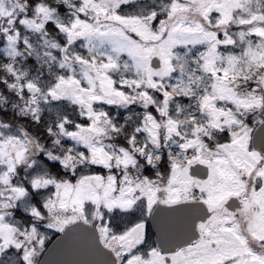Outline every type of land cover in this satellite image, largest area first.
<instances>
[{
	"label": "snow or ice",
	"instance_id": "obj_1",
	"mask_svg": "<svg viewBox=\"0 0 264 264\" xmlns=\"http://www.w3.org/2000/svg\"><path fill=\"white\" fill-rule=\"evenodd\" d=\"M134 3L0 0L12 58L0 85L35 125L40 104L53 106L48 146L0 124V256L264 264V6L164 0L129 11ZM22 32L61 37L45 40L58 70L43 86L13 63L21 50L40 60ZM121 67L129 74L117 78ZM130 105L139 111L125 131L131 117L117 124L110 110Z\"/></svg>",
	"mask_w": 264,
	"mask_h": 264
},
{
	"label": "trees",
	"instance_id": "obj_2",
	"mask_svg": "<svg viewBox=\"0 0 264 264\" xmlns=\"http://www.w3.org/2000/svg\"><path fill=\"white\" fill-rule=\"evenodd\" d=\"M47 3L52 4V0H46ZM164 2V0H136L135 3L132 5L131 8H129V11H139L140 9L144 8L145 6H159ZM54 7H60L61 12H67V9H64L63 6L53 5ZM67 19V16L64 17ZM37 36L38 39H44L51 36H57V33L50 32L48 36H43L40 33H34V32H28L24 33L22 32V36ZM28 38V36H27ZM36 46L37 51L35 53L40 54V60H34V59H24V54L21 53V55L16 56L13 60V63L16 67V70L18 72H26L29 78L36 79L42 86L47 83V81L50 79L51 72L47 69L46 62L51 64L52 66L56 67V61L55 60H49V58L42 54V52H49L51 51L50 48H44L42 46ZM4 46L2 43H0V63L7 62L8 60H12L11 57L6 58L4 53ZM54 55L59 56L58 53H53ZM7 73L4 72L2 69H0V80L7 79ZM0 90L3 94V100H0V120L2 123H12L14 125H22L25 129H27L30 133H32L33 136H35L38 141L44 143L46 146L49 144L48 138L45 136L43 131L41 130L44 123H46L50 118H52L53 114L49 112V108L53 107L52 105H45L43 103L40 104V108L42 109L41 112V124L35 125L30 117L29 114L24 113L20 114L21 109L24 106V102L20 100V98L12 91H9L6 87L3 85H0ZM5 99V100H4ZM67 111L71 112L72 110L69 108ZM139 109H130L128 111H119L115 108H112L110 110L111 115L114 118V121L117 124L124 123V116L128 115L131 118L126 122L127 127L125 131L130 130V128L134 125V123L137 120L136 112H138ZM6 120H9L6 122ZM4 121V122H3ZM15 129V128H13ZM122 140L123 137H118L114 142L117 140ZM22 175V174H21ZM18 209V208H17ZM19 213H15V217L18 219H22L23 214L19 211Z\"/></svg>",
	"mask_w": 264,
	"mask_h": 264
},
{
	"label": "rangeland",
	"instance_id": "obj_3",
	"mask_svg": "<svg viewBox=\"0 0 264 264\" xmlns=\"http://www.w3.org/2000/svg\"><path fill=\"white\" fill-rule=\"evenodd\" d=\"M136 1V0H135ZM257 3L260 5V6H264V0H252V4H251V7L252 8H255L257 6ZM28 36V40L29 42L32 44V47L35 49V51H37L38 48H36V46L34 45H37V46H42L44 48H47L48 45L45 44V40L44 39H38L37 36H31L30 34L27 35ZM47 41L49 42H53V41H61V37L57 34V36H51L49 38L46 39ZM106 47V46H105ZM49 48V47H48ZM77 51H80V52H83V49H81L79 46H77L76 48ZM52 51V50H51ZM6 52V49H4V53ZM45 52H42V54H44ZM35 54V53H34ZM181 54L183 55V52H181ZM59 57V56H58ZM46 66H47V69L51 72V73H55L58 69H57V61H56V67L52 66L51 64H49L48 62L45 63ZM129 71H126L123 67H121L120 71L116 73V77L119 78V76L121 74H124V75H127L129 74ZM243 86V85H241ZM0 100L2 101L3 100V94L0 90ZM5 100V99H4ZM137 109L135 107V105H130L129 108L125 109V108H115L119 111H128L130 109ZM9 120H6V122H8ZM4 122V121H3ZM0 123H2V121L0 120ZM4 124H11L13 128H15L17 125H14L12 123H4ZM0 131H4V129H0ZM38 140V139H37ZM119 140H117L116 142H119ZM108 143H113L114 141H106ZM19 209V206L17 207ZM15 209L14 210V217L13 219L14 220H17L18 218L15 217V213H19L18 212V209ZM6 258H9L8 260L9 261H6L5 259ZM0 264H15V258L13 256V254L10 252L6 255H3V256H0Z\"/></svg>",
	"mask_w": 264,
	"mask_h": 264
},
{
	"label": "water",
	"instance_id": "obj_4",
	"mask_svg": "<svg viewBox=\"0 0 264 264\" xmlns=\"http://www.w3.org/2000/svg\"><path fill=\"white\" fill-rule=\"evenodd\" d=\"M40 259H43V257H41Z\"/></svg>",
	"mask_w": 264,
	"mask_h": 264
}]
</instances>
